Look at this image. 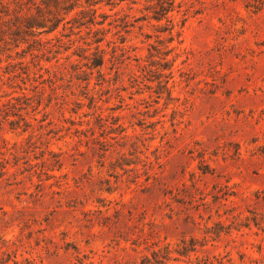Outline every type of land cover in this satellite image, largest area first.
<instances>
[{"label":"rangeland","instance_id":"1","mask_svg":"<svg viewBox=\"0 0 264 264\" xmlns=\"http://www.w3.org/2000/svg\"><path fill=\"white\" fill-rule=\"evenodd\" d=\"M0 264H264V0H0Z\"/></svg>","mask_w":264,"mask_h":264},{"label":"trees","instance_id":"2","mask_svg":"<svg viewBox=\"0 0 264 264\" xmlns=\"http://www.w3.org/2000/svg\"><path fill=\"white\" fill-rule=\"evenodd\" d=\"M73 8H74V6H67V7H65V9H67V11H71ZM163 10H165V9L163 8ZM95 13H96V11H95ZM47 21H48L47 18H43L42 21H37V22H34L33 24H29V27H38V28H40V27H45L44 24H45ZM53 27H54V26H53ZM54 28H55V27H54Z\"/></svg>","mask_w":264,"mask_h":264}]
</instances>
